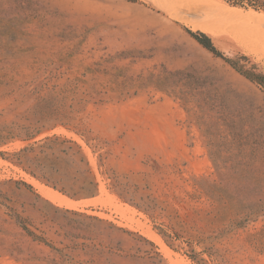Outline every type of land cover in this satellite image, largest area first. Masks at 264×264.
I'll list each match as a JSON object with an SVG mask.
<instances>
[{
	"label": "rangeland",
	"instance_id": "obj_1",
	"mask_svg": "<svg viewBox=\"0 0 264 264\" xmlns=\"http://www.w3.org/2000/svg\"><path fill=\"white\" fill-rule=\"evenodd\" d=\"M190 31L264 73V0H0V264H264V151L215 159L152 79L197 74L242 125L264 124V91Z\"/></svg>",
	"mask_w": 264,
	"mask_h": 264
},
{
	"label": "trees",
	"instance_id": "obj_2",
	"mask_svg": "<svg viewBox=\"0 0 264 264\" xmlns=\"http://www.w3.org/2000/svg\"><path fill=\"white\" fill-rule=\"evenodd\" d=\"M129 1L137 2L138 0ZM190 35L200 46L216 57L223 59L238 74L264 91V73L256 72L257 66L255 64H253L249 69L246 64H242V62L249 63L250 60L247 56H241L237 60L227 58L215 47L212 38L207 34L203 32L190 31ZM152 82L155 83L156 88L159 91L171 94L184 106L189 108L193 118L202 123V131L208 140V144L213 149V156L215 159L233 162L237 161L238 163L245 165V163L252 162L260 152L264 151V124L257 123L253 125H242V121L239 120L242 112L237 110L232 113L224 110L221 104H223L222 102L226 99V96L210 92V90L207 89L208 82L202 77L193 72H169L165 70L156 76L153 75ZM217 122L223 123L222 126L225 128L226 134L222 132L223 130H219L217 128ZM219 131L222 134H218ZM60 140L61 138L54 137L47 139V142H58ZM62 142L70 144L73 143L72 141L67 140ZM44 148L51 149L48 146H45ZM79 149L81 148L79 147ZM44 152L45 151L42 153ZM64 153L68 155V152ZM80 162L84 163L87 167V169L82 172L84 174L91 175V168L89 167V162L86 158H82ZM218 167L219 168L217 169L219 172L228 170L232 174L239 173L245 182L250 181L249 176L252 173V170L247 169L249 166H242L244 167L242 168L244 170H240L241 168H238L239 166H233L228 169L220 166ZM69 169L71 170H68V175H72L73 173L79 174L81 172L80 169L75 170L74 172V168L72 167ZM53 170L54 172L59 173V170ZM72 180L76 181L77 177H72ZM88 184L97 187L95 181L89 182ZM70 187L72 188L73 186ZM17 219L22 230L34 242L50 246L45 237L33 232L19 216ZM240 220L241 221L237 220L234 222L233 225L241 227L243 222L249 220V218L247 216L246 218H242ZM50 247L56 252L59 251L53 246ZM190 257L197 264L206 263V260H198V254L193 253Z\"/></svg>",
	"mask_w": 264,
	"mask_h": 264
},
{
	"label": "bare ground",
	"instance_id": "obj_3",
	"mask_svg": "<svg viewBox=\"0 0 264 264\" xmlns=\"http://www.w3.org/2000/svg\"><path fill=\"white\" fill-rule=\"evenodd\" d=\"M144 1V0H143ZM196 1V0H195ZM189 2V1H188ZM201 2V1H200ZM192 4H193V2H192ZM199 4H202V3H199ZM203 4H204V2H203ZM194 5V4H193ZM207 5V4H206ZM186 6H189L190 7V5H186ZM193 7V6H192ZM188 8V7H187ZM181 10L182 9H184L183 7L182 8H180ZM186 10V9H185ZM235 10H238V9H235ZM183 12V11H182ZM254 14H257V13H255V12H253ZM180 21V20H179ZM183 21V20H182ZM184 22V21H183ZM185 22H188V21H185ZM35 184L43 191V192H45V194L49 197V198H51V199H53V200H55V201H57V202H60V203H62V204H64V205H66V204H68V206L69 205H73V202L71 203V201H68L67 199H64V198H61V195L60 194H58L59 196H57V194L55 195L52 191H47V189H45L43 186H41V184L39 185L37 182H35ZM34 184V185H35ZM48 190H49V188H48ZM51 190V189H50ZM55 193H57V192H55ZM76 203V202H75ZM153 237V236H152ZM153 239H156V240H158V241H160V239L161 238H158L157 236H156V234H154V238ZM163 243V242H162ZM161 247H162V245H161ZM165 251V250H164ZM166 252H167V249H166ZM169 252V251H168ZM170 253V252H169ZM168 254V253H167ZM170 255V254H169Z\"/></svg>",
	"mask_w": 264,
	"mask_h": 264
}]
</instances>
